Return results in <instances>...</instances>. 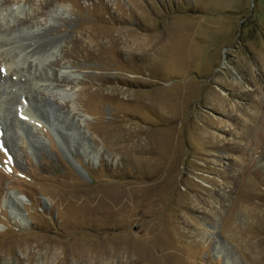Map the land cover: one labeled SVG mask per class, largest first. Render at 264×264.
<instances>
[{"label": "rangeland", "instance_id": "1", "mask_svg": "<svg viewBox=\"0 0 264 264\" xmlns=\"http://www.w3.org/2000/svg\"><path fill=\"white\" fill-rule=\"evenodd\" d=\"M226 263L264 264V0H0V264Z\"/></svg>", "mask_w": 264, "mask_h": 264}, {"label": "bare ground", "instance_id": "2", "mask_svg": "<svg viewBox=\"0 0 264 264\" xmlns=\"http://www.w3.org/2000/svg\"><path fill=\"white\" fill-rule=\"evenodd\" d=\"M51 44V43H50ZM50 44H45L44 46H42V48H45L47 45H50ZM4 57V56H3ZM20 197V196H19ZM21 200L23 201V199L21 198ZM21 222V221H20ZM226 264H228V263H226Z\"/></svg>", "mask_w": 264, "mask_h": 264}]
</instances>
